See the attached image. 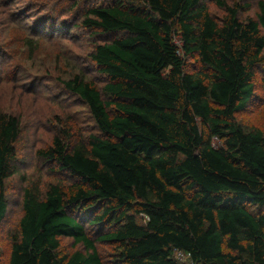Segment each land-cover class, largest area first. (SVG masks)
<instances>
[{"label":"trees","instance_id":"obj_1","mask_svg":"<svg viewBox=\"0 0 264 264\" xmlns=\"http://www.w3.org/2000/svg\"><path fill=\"white\" fill-rule=\"evenodd\" d=\"M109 1L81 20L110 38L89 54L107 82L62 80L97 132L78 138L66 118L35 152L66 181L23 189L8 264H102L96 242L117 264H264V132L235 119L264 66V3L242 20L215 0L218 21L204 0ZM21 134L0 112V223ZM62 238L82 250L61 256Z\"/></svg>","mask_w":264,"mask_h":264},{"label":"rangeland","instance_id":"obj_2","mask_svg":"<svg viewBox=\"0 0 264 264\" xmlns=\"http://www.w3.org/2000/svg\"><path fill=\"white\" fill-rule=\"evenodd\" d=\"M260 1L264 3L231 0L228 4L241 7L240 19L254 20ZM204 3L210 15L221 20L224 13L215 0ZM109 4V0H0V112L18 116L22 126L16 145L17 173L6 180L4 188L8 207L0 223V264H8L11 238L18 232L23 189L34 186L43 193L49 184L66 181L64 175L39 161L35 152L51 144L66 118L78 138L97 132L86 106L64 88L62 80L81 73L99 89L107 82L90 62L89 54L110 38L86 30L81 20L88 8ZM253 85L249 104L235 119L246 129L264 132V66L256 67ZM85 227L92 239L100 230ZM95 246L102 264H117L113 245L96 242ZM76 250L82 247L73 246L69 238L60 240L61 256Z\"/></svg>","mask_w":264,"mask_h":264},{"label":"built area","instance_id":"obj_3","mask_svg":"<svg viewBox=\"0 0 264 264\" xmlns=\"http://www.w3.org/2000/svg\"><path fill=\"white\" fill-rule=\"evenodd\" d=\"M180 256V255H179Z\"/></svg>","mask_w":264,"mask_h":264}]
</instances>
